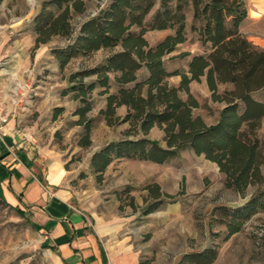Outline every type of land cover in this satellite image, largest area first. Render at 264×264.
<instances>
[{
	"label": "rangeland",
	"instance_id": "obj_1",
	"mask_svg": "<svg viewBox=\"0 0 264 264\" xmlns=\"http://www.w3.org/2000/svg\"><path fill=\"white\" fill-rule=\"evenodd\" d=\"M45 0H0V109L39 159L41 173L51 167L61 176L59 186L70 190V201L95 220V228L107 246L112 264H176L187 252L214 249L209 264H264V210L253 214L241 229L228 234L219 209L245 204L261 185H249L243 194L224 186L218 166L190 148L163 163L125 157L113 158L102 171L91 164L92 156L108 142L123 136L127 123L108 125L100 113L105 107L103 88L96 86L85 97L90 109L83 119L76 113L83 105L70 76L96 66L120 47L101 48L70 59L63 66L57 51L70 39L55 35L35 44L33 18ZM85 10L71 18L72 35L80 24L96 15L111 0H83ZM248 12L241 32L264 48V0H246ZM160 6L155 0L145 21ZM187 40L163 57L168 71L186 70L189 56L204 48L190 30L191 11L185 8ZM132 30L139 31L133 27ZM173 29H148L144 37L154 46ZM113 74H110L112 77ZM147 75L143 67L138 79ZM94 76L86 77L91 81ZM177 85L178 75L168 76ZM222 87H220L221 89ZM189 90L201 107L193 110L213 123L221 104L210 99L205 78L191 81ZM111 84L109 92H115ZM182 98L187 94L180 92ZM125 106L116 113L123 116ZM88 129V131H87ZM264 140V117L257 132ZM147 137L164 146L163 131L154 126ZM264 176V163L261 166ZM158 187V196L150 192ZM157 208L148 211L149 205ZM0 264H63L50 249L33 213L8 203L0 194Z\"/></svg>",
	"mask_w": 264,
	"mask_h": 264
},
{
	"label": "trees",
	"instance_id": "obj_2",
	"mask_svg": "<svg viewBox=\"0 0 264 264\" xmlns=\"http://www.w3.org/2000/svg\"><path fill=\"white\" fill-rule=\"evenodd\" d=\"M154 4L155 0H111L84 20L75 35L70 20L74 13L85 10L83 0H45L33 18L36 45L55 35L70 39L57 51L61 66L101 48L120 47L96 66L70 76L74 82L70 88L77 90L83 102L76 111L80 119L90 109L85 95L99 86L102 93H108L100 110L106 123L128 124L122 137L93 154L92 166L102 171L119 157L163 163L190 148L218 166L225 187L243 194L249 185H261L264 140L257 132L264 117V48L240 30L248 12L246 0H160L159 8L146 22ZM187 6L191 11L189 28L204 51L178 53V57L189 56L187 69L168 71L163 57L187 40ZM148 29H173V33L151 46L144 37ZM143 67L147 75L138 79L137 72ZM172 75L179 76L177 85L167 84L166 78ZM90 76H94L91 81H84ZM202 77L211 101L221 104L216 120L210 124L193 115L201 104L189 84ZM111 84L116 91L110 93ZM120 106L126 107L123 116L116 113ZM154 126L162 129L164 146L147 137ZM149 188L157 197L158 187ZM157 206L149 205L148 211ZM219 210L227 233H235L253 214L264 210V190H257L242 206ZM216 256L211 248L187 252L176 264H209Z\"/></svg>",
	"mask_w": 264,
	"mask_h": 264
},
{
	"label": "crops",
	"instance_id": "obj_3",
	"mask_svg": "<svg viewBox=\"0 0 264 264\" xmlns=\"http://www.w3.org/2000/svg\"><path fill=\"white\" fill-rule=\"evenodd\" d=\"M33 147L11 123L0 130V194L33 213L43 237L63 264H112L95 220L70 201L51 167L41 173Z\"/></svg>",
	"mask_w": 264,
	"mask_h": 264
},
{
	"label": "built area",
	"instance_id": "obj_4",
	"mask_svg": "<svg viewBox=\"0 0 264 264\" xmlns=\"http://www.w3.org/2000/svg\"><path fill=\"white\" fill-rule=\"evenodd\" d=\"M6 122V117L4 116L2 110L0 109V130L2 125Z\"/></svg>",
	"mask_w": 264,
	"mask_h": 264
},
{
	"label": "bare ground",
	"instance_id": "obj_5",
	"mask_svg": "<svg viewBox=\"0 0 264 264\" xmlns=\"http://www.w3.org/2000/svg\"><path fill=\"white\" fill-rule=\"evenodd\" d=\"M55 167H53L52 169H54Z\"/></svg>",
	"mask_w": 264,
	"mask_h": 264
}]
</instances>
